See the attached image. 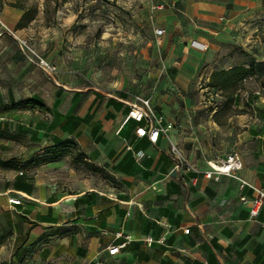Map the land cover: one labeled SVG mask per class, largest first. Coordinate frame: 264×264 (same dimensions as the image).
I'll return each instance as SVG.
<instances>
[{"label": "crops", "instance_id": "obj_1", "mask_svg": "<svg viewBox=\"0 0 264 264\" xmlns=\"http://www.w3.org/2000/svg\"><path fill=\"white\" fill-rule=\"evenodd\" d=\"M246 2H158L164 4L155 21L165 29L159 38L166 64L177 72L145 95L172 125L155 144L137 134L140 123L127 120L125 100L134 92L87 84L78 71L47 75L48 83L37 81L38 88L24 97L42 99L47 109L15 105L19 100L10 89L0 98L1 148L21 141L16 154L0 151L2 159L13 160L0 167V264H264V207L251 219L249 202L241 199H251L253 190L228 175H205L210 161L238 150V174L264 188V122L251 113L219 122L218 109L204 116L181 101L199 94L198 84L214 71L246 66L239 52L254 17L246 14ZM235 96H243L240 89ZM198 141L226 145L220 151ZM172 144L197 170L175 169ZM75 153L115 183L101 185L90 176L73 181L76 169L67 163ZM119 230L133 240L110 255L108 247L122 241L114 235Z\"/></svg>", "mask_w": 264, "mask_h": 264}, {"label": "rangeland", "instance_id": "obj_2", "mask_svg": "<svg viewBox=\"0 0 264 264\" xmlns=\"http://www.w3.org/2000/svg\"><path fill=\"white\" fill-rule=\"evenodd\" d=\"M160 1L0 0V98H7L10 89L17 100L26 101L30 98L24 97L38 88L37 81L48 83L47 77L52 76L40 68L33 70L36 66L21 51L17 36L27 39L44 57L51 55L48 60L58 67V73L63 69L78 71L87 84L105 90L123 88L127 92L152 94L160 82L173 79L177 72L167 66L164 42L155 34L159 11L156 6ZM246 4L250 6V13L246 14L254 17L242 35L245 51L239 52V61L244 60L246 67L253 66L254 74L238 86L243 96L236 97L235 88L221 90L211 87L210 80H203L198 84L199 94L181 98L182 107L197 106L204 116L205 110L218 109L219 122L236 113H251L264 122V0H247ZM23 19L26 26L19 28ZM258 63H263V67H257ZM201 89L207 92L202 95ZM20 142L11 141L6 148L0 144V151L16 154ZM198 142L220 151L226 145ZM67 164L76 169L73 181L90 176L96 183L99 178L101 185L115 183L108 172L89 167L77 153ZM59 169L65 171L68 167ZM69 179L65 177L66 181Z\"/></svg>", "mask_w": 264, "mask_h": 264}, {"label": "built area", "instance_id": "obj_3", "mask_svg": "<svg viewBox=\"0 0 264 264\" xmlns=\"http://www.w3.org/2000/svg\"><path fill=\"white\" fill-rule=\"evenodd\" d=\"M164 4H158L156 8H163ZM155 34L161 37L165 34V29H155ZM16 39L19 41L20 49L26 58L36 67L43 70L48 75L57 74L58 67L44 57L37 49H35L27 39H23L17 36ZM195 46L201 47L200 44L194 43ZM129 105L130 111L127 116V120L134 119L140 126L137 129V134L140 137L148 136L152 143H157L161 135L168 136L172 125L166 124L163 115L156 112L152 100L149 96L133 93L130 97L125 100ZM144 156L142 151L137 152V157L141 159ZM171 156L175 164V169L194 171L197 170L196 166L191 162V159L186 155L176 144H172ZM218 164L216 166L215 164ZM209 170L205 171V175L208 178L219 180L221 175H228L237 178L241 182V187H249L253 190V197L248 199L246 196H242L244 202H249V215L251 219H256L262 208L264 207V188L256 186L238 173L243 169L242 155L238 150L231 151L226 157L220 158L219 160L209 163ZM12 204H21V200L11 198ZM190 229H185L186 233H189ZM116 238H121L122 241L118 244H113L108 247L110 255L118 254L122 248L126 247L129 242L133 240V235L119 230L114 233ZM165 237H162L160 241H164ZM149 244L154 242L153 237H148Z\"/></svg>", "mask_w": 264, "mask_h": 264}, {"label": "trees", "instance_id": "obj_4", "mask_svg": "<svg viewBox=\"0 0 264 264\" xmlns=\"http://www.w3.org/2000/svg\"><path fill=\"white\" fill-rule=\"evenodd\" d=\"M29 20H32V18H29ZM25 26L26 24L24 23V19H23V21L19 22V28H23ZM256 66L262 68L263 63H258ZM253 74H254L253 66L246 67L244 65H235L229 69H221V70L214 71L210 76L209 85L211 87L218 88L221 90L232 89V88L237 89L240 83L245 78ZM15 105L25 106V107L38 106L42 109H47V106L42 101V99L36 98V97L27 99L26 101L16 102ZM219 112L220 110H218L215 113L214 117H216L219 114ZM12 161L13 160H5L0 157V167L11 166Z\"/></svg>", "mask_w": 264, "mask_h": 264}, {"label": "bare ground", "instance_id": "obj_5", "mask_svg": "<svg viewBox=\"0 0 264 264\" xmlns=\"http://www.w3.org/2000/svg\"><path fill=\"white\" fill-rule=\"evenodd\" d=\"M213 164H215L216 166H218V164H216V163H213Z\"/></svg>", "mask_w": 264, "mask_h": 264}]
</instances>
